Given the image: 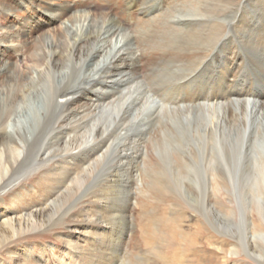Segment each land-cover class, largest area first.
Returning a JSON list of instances; mask_svg holds the SVG:
<instances>
[{"label":"bare ground","instance_id":"obj_1","mask_svg":"<svg viewBox=\"0 0 264 264\" xmlns=\"http://www.w3.org/2000/svg\"><path fill=\"white\" fill-rule=\"evenodd\" d=\"M50 1L18 0L34 7L26 21L0 0V18L18 19L0 23V244L76 217L85 242L103 246L72 264H130L124 196L148 221L165 208L175 223L187 206L202 264L212 251L264 264V0ZM38 90L44 110L29 137L14 119L8 133ZM38 178L48 190L20 206L31 191L19 190ZM17 258L31 264L30 251Z\"/></svg>","mask_w":264,"mask_h":264},{"label":"rangeland","instance_id":"obj_2","mask_svg":"<svg viewBox=\"0 0 264 264\" xmlns=\"http://www.w3.org/2000/svg\"><path fill=\"white\" fill-rule=\"evenodd\" d=\"M45 1H48L49 4L51 2L50 0ZM76 1L78 3V0H59L57 1V4H53L52 6L64 7L65 5H72V7H75L77 5ZM97 3L98 2H95V4ZM1 4H5L4 7L7 10H9L11 13H18L17 15L20 17V19H24L26 21L33 14L32 11H34V7L32 6L28 5L26 7L18 5V0H1ZM43 4L49 8L48 3ZM101 6L103 5L100 3L98 6H96V9L99 7L100 10ZM138 12L139 11H137V14L140 16L146 15L145 10L140 11V13ZM2 19L0 18V23H2L3 26H7L8 24H13L17 26L18 19L16 18H10V22H7V20ZM18 50V48L11 46V52L13 54H10L8 59H10L11 63L14 64V69L17 68L18 72L23 73V71L26 72L25 65L27 64L28 66V61H26L27 59L25 54L21 53ZM101 61L102 59L100 58L98 60V63L101 64ZM1 79L2 78H0V85L3 80ZM44 98L45 97H43L41 90H38V93L34 92L29 97H27L25 102L23 104L18 105V107L16 108L15 113L12 115L9 122L10 127L8 126L6 128V131L8 133H13L14 129L11 125L14 119L17 126V130L19 132H22V130H24L26 132V137L28 138L30 135L29 133L31 132V124H33V122L35 121L34 114L37 112L41 113L44 110ZM145 130L146 137L143 138L144 142L146 141V138L149 137L148 133L154 132V128L148 125ZM139 144L141 143L139 142ZM21 145L22 144L20 143V146ZM21 147L23 148V145ZM142 151L143 154L146 155L144 145L142 147ZM32 187H35L36 189H31ZM46 188V184L43 181L39 180V178L34 179L30 183H28V185L20 189L19 192L25 194V191H31V196L26 197L23 195L24 199L20 203V206H23L25 208L31 206L33 202L37 201V198L39 197L38 193L43 194L45 191L48 190ZM131 189V193H133V196H135L137 188L131 187ZM123 197H121V199L119 197V200L123 204L122 206L125 209V215L129 219L128 222L131 225L129 228V230H131L125 236H122L123 253H127L126 255H128L123 258V261H125L126 263L129 262L130 264H202V251L199 249L192 248L190 244L191 229L193 228V226L191 227V224L194 222V220L192 219V217H189V209L187 208V206H185V209H187V211L184 213L182 219L177 220L175 223L168 220V217L165 214V208L160 209L155 219L148 221L147 219L144 220L143 218H140L138 209H134V206H132L133 200H131V198V202L127 198L126 203V197ZM13 200L14 199L9 197L4 202H2V205L8 207L11 205ZM237 203L238 202H236V204ZM81 207L83 208V206ZM116 207L118 208V204H116ZM123 212H121V215L124 214ZM161 215H163L165 218ZM79 221L80 219L75 217V219H73L72 224H65L53 230H46L44 228L40 230H31L17 235H13L12 237L7 238V240L5 239V241L0 244V264H20L17 256L19 254L22 255L25 250L30 251L31 253V264H56V261L60 260L61 257L63 261L60 260L59 264H72L70 260L71 254L78 253V251L80 250L86 251L87 248H95V250L102 249L103 245H99L98 243L96 244V242H94L92 238L91 240L85 242V239L82 238L83 235L81 234L82 228H79L80 226H77V224L80 223ZM94 234L95 237H97L98 239L99 237L102 238V234L99 231L98 233ZM202 241L205 240L203 239ZM69 245H71L72 248L76 249H74L75 252L69 251ZM63 251H65L66 253H63ZM212 252L214 253L210 252L208 255L209 262L207 264H225L223 263L222 258L216 251ZM128 253H131L132 255H129ZM84 255L86 256V254H81V257L83 258ZM249 256L261 260V257L259 255L250 253ZM115 260L116 258L111 260V263L115 264ZM229 261L230 262L226 264L234 263V260Z\"/></svg>","mask_w":264,"mask_h":264}]
</instances>
